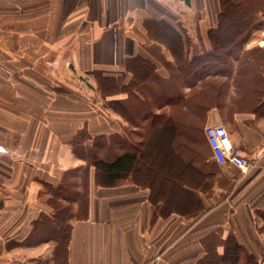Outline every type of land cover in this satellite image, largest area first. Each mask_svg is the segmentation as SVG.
<instances>
[{"label":"crops","instance_id":"0c3cea01","mask_svg":"<svg viewBox=\"0 0 264 264\" xmlns=\"http://www.w3.org/2000/svg\"><path fill=\"white\" fill-rule=\"evenodd\" d=\"M218 12V0H0V264L52 260L54 240L31 236L32 224L49 214V188L67 172L77 171L71 180L81 188L86 160L75 148L85 154L104 141L110 159L152 141L154 153L166 155L176 149L179 123L189 124V156L200 153L189 190L201 213L157 215L147 184L97 187L90 167L84 216L68 221L65 264H204V246L221 254L229 235L264 264L263 15L228 57V70L196 80L192 72L187 83L143 26L163 20L182 31L190 60L210 50ZM135 58L153 65L156 81L108 95L102 106L92 73L124 88L131 79L124 63ZM210 125L226 128L247 173L214 162L203 134Z\"/></svg>","mask_w":264,"mask_h":264},{"label":"trees","instance_id":"16d2710c","mask_svg":"<svg viewBox=\"0 0 264 264\" xmlns=\"http://www.w3.org/2000/svg\"><path fill=\"white\" fill-rule=\"evenodd\" d=\"M184 1L188 3V0ZM218 1L217 24L207 32L210 50L197 52L190 60L185 56L190 42L182 31L178 32L163 20H146L143 24L149 38L170 51L176 66L171 68L178 72L176 79H181L183 83L189 82V73L192 72L196 80L202 79L205 74L216 75L219 67L228 70L230 67L228 57L237 53L238 47L253 27L257 14L261 13L264 17V0ZM193 50L196 51V48ZM157 52V48L151 49L153 55L158 56ZM124 68L131 74V79L124 88H119L113 78L92 73L103 100L108 95L129 93L141 85L156 81L153 65L142 58L126 60ZM179 102L186 103V100L178 93ZM118 105L122 107L121 102ZM166 124L167 122H163L162 125ZM185 147L189 151V124L179 123L176 149L172 148L170 154L166 155L155 154L152 141L145 144L142 149L136 148L111 159L106 155L104 141L95 142L85 154L80 153L81 149L75 148L76 155L86 160V165L79 174L82 191L76 190L75 182L68 181L67 178L58 187H50L51 197L47 200L50 212L38 216L32 224L30 235L47 239L46 235L52 234L56 238L55 259L65 257L70 204L78 201L79 208L84 207L82 214L84 216L90 167L94 170V183L97 187H115L126 180L134 183L143 182L150 191L149 202L153 213L162 217L169 213L196 217L203 208L200 199L189 190V167L200 153L195 152L194 155L186 157L182 153ZM77 174V171L66 173L71 178ZM204 247L206 253L204 264H259V261L245 251L231 235L222 241L221 254H217L215 246Z\"/></svg>","mask_w":264,"mask_h":264},{"label":"built area","instance_id":"2783aa9c","mask_svg":"<svg viewBox=\"0 0 264 264\" xmlns=\"http://www.w3.org/2000/svg\"><path fill=\"white\" fill-rule=\"evenodd\" d=\"M203 134L216 164L234 167L242 174L248 172L250 163L237 153L225 127L210 125L204 128Z\"/></svg>","mask_w":264,"mask_h":264},{"label":"rangeland","instance_id":"374dc122","mask_svg":"<svg viewBox=\"0 0 264 264\" xmlns=\"http://www.w3.org/2000/svg\"><path fill=\"white\" fill-rule=\"evenodd\" d=\"M249 69H250V66H248V70ZM251 69H253V68H251ZM177 81L180 82V80H177ZM257 86L259 88H261V89L262 88L264 89V83H262L261 81H259ZM242 93H245V92H242ZM97 96L100 97V99H102V96H101V94H100V92L98 90H97ZM98 102H99V99H98ZM101 105L104 106V100L101 102ZM186 149H187L186 147H185V149H182V153L184 154V156L188 157L189 156V151H187ZM198 150H200V149L198 148ZM110 159H111V157H110ZM67 179H68V181H70L71 180V176H68ZM79 191H82V189L80 188ZM74 203H76V202H73V203L70 204V218L71 217H76V218L81 217L82 214H83V210H84L83 208L84 207L83 208H79L78 203H76V208H75L74 207ZM68 221H69V219L67 220V226H68ZM260 224H261L260 226H261L262 230L264 231V224H262V223H260ZM66 231H67V229H66ZM46 236L47 237H45V238L54 240V242H55L56 238L52 234H49V235H46ZM37 239H40V237H38ZM43 239H44V237H43ZM43 239H41V240H43ZM54 249H55V246H53V258H52V260H50L48 262L47 261L46 262H42L41 260H39V261H37L34 264H65V257H60L58 260L55 259V257H54Z\"/></svg>","mask_w":264,"mask_h":264}]
</instances>
